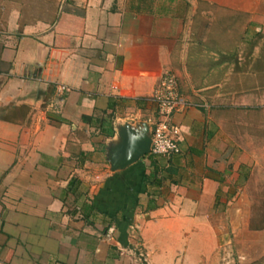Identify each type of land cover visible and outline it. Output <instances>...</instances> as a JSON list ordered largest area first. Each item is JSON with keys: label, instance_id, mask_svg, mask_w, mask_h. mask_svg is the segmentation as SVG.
Returning <instances> with one entry per match:
<instances>
[{"label": "crops", "instance_id": "obj_1", "mask_svg": "<svg viewBox=\"0 0 264 264\" xmlns=\"http://www.w3.org/2000/svg\"><path fill=\"white\" fill-rule=\"evenodd\" d=\"M167 71L182 154L112 171ZM238 109L264 112V0H0V264L261 260Z\"/></svg>", "mask_w": 264, "mask_h": 264}, {"label": "rangeland", "instance_id": "obj_2", "mask_svg": "<svg viewBox=\"0 0 264 264\" xmlns=\"http://www.w3.org/2000/svg\"><path fill=\"white\" fill-rule=\"evenodd\" d=\"M227 116L233 126L231 132L235 135L238 144H241L253 159L250 162L252 165H248V168L255 170V176L251 178L252 183L247 195L248 202L251 204L252 227H260L264 225V176L262 177L263 173H261V171L264 172V112H248L238 109L227 113ZM237 195L238 192L233 194L232 198H236ZM260 231L262 230H258ZM231 236L234 238V235ZM231 236L229 237L234 242ZM230 246L228 253L231 258L238 253L241 255L239 261H247L243 248L240 250L232 242ZM239 246L244 247V242L239 243ZM250 264H264V258Z\"/></svg>", "mask_w": 264, "mask_h": 264}, {"label": "built area", "instance_id": "obj_3", "mask_svg": "<svg viewBox=\"0 0 264 264\" xmlns=\"http://www.w3.org/2000/svg\"><path fill=\"white\" fill-rule=\"evenodd\" d=\"M61 90L69 91L66 87ZM153 102L157 107V116L151 121L154 127L151 154L155 157L181 155V130L175 123L174 116L187 110L191 104L182 95L176 74L170 71L163 74L153 96Z\"/></svg>", "mask_w": 264, "mask_h": 264}, {"label": "water", "instance_id": "obj_4", "mask_svg": "<svg viewBox=\"0 0 264 264\" xmlns=\"http://www.w3.org/2000/svg\"><path fill=\"white\" fill-rule=\"evenodd\" d=\"M120 136L123 141L122 145L116 148L111 156V166L114 172L127 169L151 153L152 139L149 137V130L140 133L126 127Z\"/></svg>", "mask_w": 264, "mask_h": 264}, {"label": "trees", "instance_id": "obj_5", "mask_svg": "<svg viewBox=\"0 0 264 264\" xmlns=\"http://www.w3.org/2000/svg\"><path fill=\"white\" fill-rule=\"evenodd\" d=\"M244 166H242V168H243ZM247 178V177H246ZM150 178L149 177H147V176H145L144 177V179H143V184L144 185H147L150 181ZM78 184H80V182H79V180L78 179H74L72 182H71V185H72V187L74 186V185H78ZM152 184H156V180H155V182H153ZM251 228H252V230H264V225H261L260 227H256V228H254V227H252V225H251ZM263 259V258H262ZM261 259V260H262Z\"/></svg>", "mask_w": 264, "mask_h": 264}]
</instances>
